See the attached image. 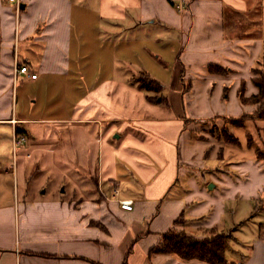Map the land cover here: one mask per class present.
Here are the masks:
<instances>
[{
  "label": "crops",
  "instance_id": "0c3cea01",
  "mask_svg": "<svg viewBox=\"0 0 264 264\" xmlns=\"http://www.w3.org/2000/svg\"><path fill=\"white\" fill-rule=\"evenodd\" d=\"M261 73L264 0H0V264H207L152 251L178 218L264 264ZM48 149L79 189H27Z\"/></svg>",
  "mask_w": 264,
  "mask_h": 264
},
{
  "label": "trees",
  "instance_id": "16d2710c",
  "mask_svg": "<svg viewBox=\"0 0 264 264\" xmlns=\"http://www.w3.org/2000/svg\"><path fill=\"white\" fill-rule=\"evenodd\" d=\"M215 70L219 71L221 69L216 68ZM258 72L261 71L258 70ZM134 83L137 84L139 89L143 90L145 93L154 92L156 94H159L162 92L161 84L157 80L149 77L144 73L137 75L135 77ZM254 84L258 88V93L253 96L251 100L253 103L258 104L257 110H261V113L258 115V117L264 119V75L262 73L259 78L254 80ZM159 97L160 102L162 103L164 101L162 96L148 95L147 99L150 102L158 103ZM16 132L17 135L20 134L18 131ZM213 134H216L217 139L223 140L224 142L237 143L236 138L233 137V135L229 134L227 131H216V133L213 132ZM250 138L251 137H248L249 141ZM256 157L264 159V150L259 151L258 149H256ZM181 225H183V219H176L174 221L173 228L167 230L162 235L161 242L152 251L160 253H172L177 255L181 259H194L205 262L207 264H226V237L223 233L211 230L208 236L204 238H195L186 234L183 229L178 228Z\"/></svg>",
  "mask_w": 264,
  "mask_h": 264
},
{
  "label": "rangeland",
  "instance_id": "374dc122",
  "mask_svg": "<svg viewBox=\"0 0 264 264\" xmlns=\"http://www.w3.org/2000/svg\"><path fill=\"white\" fill-rule=\"evenodd\" d=\"M216 128L213 127L212 130H215ZM48 144V143H47ZM44 145L45 148H50V146ZM32 152V160L33 164L35 163V160L38 159V151H31ZM47 155V156H46ZM44 157H47L52 163L51 164H34L31 165L30 163L27 166L21 167V174L28 173L27 176V189L31 192H42L46 191L47 193H50L51 191H68L79 189L78 182L76 181L75 175L83 174L84 172L75 171L74 167L69 165L67 157H63L65 160H62L63 162L61 165H59L57 160L52 159V151L51 149L44 150ZM79 169H82V167H77ZM72 170V171H71ZM75 173H74V172ZM82 177V176H81ZM23 178V176H22ZM21 185V184H20ZM21 188V187H20ZM67 192H65V195Z\"/></svg>",
  "mask_w": 264,
  "mask_h": 264
},
{
  "label": "built area",
  "instance_id": "2783aa9c",
  "mask_svg": "<svg viewBox=\"0 0 264 264\" xmlns=\"http://www.w3.org/2000/svg\"><path fill=\"white\" fill-rule=\"evenodd\" d=\"M12 3L15 4V6L19 7V0H8ZM16 73L17 75H23V76H27L29 79H35L36 78V74L31 73V71L29 70V67L27 65H18L16 67ZM13 143L15 146L18 145H22L25 143V137L21 136V135H17L16 133H14L13 135ZM132 201L131 200H121L119 201V205L122 209L124 210H131L132 209ZM237 264H245L243 262H238Z\"/></svg>",
  "mask_w": 264,
  "mask_h": 264
}]
</instances>
